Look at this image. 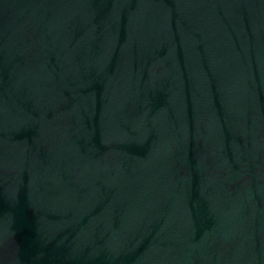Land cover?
<instances>
[{
	"label": "water",
	"instance_id": "obj_1",
	"mask_svg": "<svg viewBox=\"0 0 264 264\" xmlns=\"http://www.w3.org/2000/svg\"><path fill=\"white\" fill-rule=\"evenodd\" d=\"M0 264H264V0H0Z\"/></svg>",
	"mask_w": 264,
	"mask_h": 264
}]
</instances>
